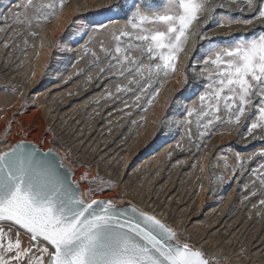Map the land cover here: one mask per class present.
I'll return each instance as SVG.
<instances>
[{
    "label": "rangeland",
    "instance_id": "374dc122",
    "mask_svg": "<svg viewBox=\"0 0 264 264\" xmlns=\"http://www.w3.org/2000/svg\"><path fill=\"white\" fill-rule=\"evenodd\" d=\"M48 2L0 0V152L20 142L51 151L86 202L154 214L216 264H264V158L254 156L264 138L248 131L256 117L236 125L221 113L224 123L206 136V121H197L214 72L210 49L264 33L258 12L215 0L223 7L192 26L175 72L146 81L120 75V65L100 71L109 66L101 43L114 54L112 34L126 26L134 0H64L46 21L26 7Z\"/></svg>",
    "mask_w": 264,
    "mask_h": 264
},
{
    "label": "snow or ice",
    "instance_id": "6c2138e0",
    "mask_svg": "<svg viewBox=\"0 0 264 264\" xmlns=\"http://www.w3.org/2000/svg\"><path fill=\"white\" fill-rule=\"evenodd\" d=\"M63 6L64 0L26 5L37 13V20L45 21ZM233 6L258 12L256 19L264 23V0H233ZM216 7H223V3L163 0L153 6L150 0H134L126 26L112 34L114 54L101 43V51L109 59L108 69L101 68V73L116 65L121 67L120 75L137 73L146 81L153 75L163 78L174 73L192 26L199 25L205 13L211 20ZM77 19L80 18L74 17L73 23ZM84 24L88 26L86 20ZM198 38L204 39L203 34ZM133 51L140 53L139 58L130 55ZM210 51L214 56H209L205 63L213 66L214 72L208 77L209 91L200 96L197 121H206L200 135H209L217 123L223 124V113L228 123L236 125L255 116L248 127L249 134L254 139L257 135L264 138V33ZM145 59L149 61L147 65L143 63ZM136 83L143 90L140 82ZM254 156L264 158V148ZM260 167L264 169V164ZM258 178L264 185V173ZM93 194L92 189L84 193L89 197ZM260 203L264 204V200ZM24 236L28 237L26 245L22 242ZM0 264L216 262L188 242L181 243L178 234L154 215L138 212L131 206L117 207L111 199L86 202L79 187L70 181L65 166L57 162L51 151L41 154L20 142L0 152Z\"/></svg>",
    "mask_w": 264,
    "mask_h": 264
},
{
    "label": "water",
    "instance_id": "95a60500",
    "mask_svg": "<svg viewBox=\"0 0 264 264\" xmlns=\"http://www.w3.org/2000/svg\"><path fill=\"white\" fill-rule=\"evenodd\" d=\"M25 144H29V145H31V146H33L38 152H40L41 154H43V153H47V152H44V151H41V150H39V149H37L33 144H31V143H25ZM52 154L57 158V162L59 163V164H61V161H60V159H59V157L55 154V153H53L52 152ZM65 171L67 172V173H69V179H70V181L72 182V177H71V173H70V171L65 167ZM73 183V182H72ZM126 206H131V207H134L133 205H126ZM126 206H117V207H126ZM134 208H136V207H134ZM136 210L138 211V212H142V211H140V210H138L137 208H136Z\"/></svg>",
    "mask_w": 264,
    "mask_h": 264
},
{
    "label": "bare ground",
    "instance_id": "6f19581e",
    "mask_svg": "<svg viewBox=\"0 0 264 264\" xmlns=\"http://www.w3.org/2000/svg\"><path fill=\"white\" fill-rule=\"evenodd\" d=\"M134 207L137 208V206H135V205H134ZM137 209L140 210V211H142V210L139 209V208H137ZM142 212H144V211H142ZM149 215H154V214H149ZM154 216H156V215H154ZM156 218L159 219V220H161V219H160L159 217H157V216H156ZM161 222H162V221H161ZM162 223H163V222H162ZM164 224H165V223H164ZM165 226L168 227V225H166V224H165ZM172 229L175 231L174 228H172ZM27 240H28V237H27V236H24V241L26 242L25 245L27 244Z\"/></svg>",
    "mask_w": 264,
    "mask_h": 264
}]
</instances>
